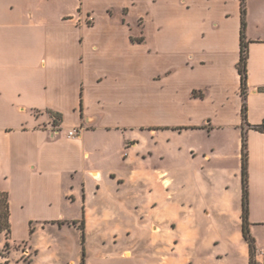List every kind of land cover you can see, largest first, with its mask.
<instances>
[{
	"label": "crops",
	"instance_id": "obj_1",
	"mask_svg": "<svg viewBox=\"0 0 264 264\" xmlns=\"http://www.w3.org/2000/svg\"><path fill=\"white\" fill-rule=\"evenodd\" d=\"M240 30L241 0H0L8 254L73 229L124 241L127 259L146 236L152 264H185L200 220L207 263L249 264L244 135L248 228L264 264V0H245L244 97Z\"/></svg>",
	"mask_w": 264,
	"mask_h": 264
},
{
	"label": "rangeland",
	"instance_id": "obj_2",
	"mask_svg": "<svg viewBox=\"0 0 264 264\" xmlns=\"http://www.w3.org/2000/svg\"><path fill=\"white\" fill-rule=\"evenodd\" d=\"M188 164L182 162V167H186ZM199 225V237L193 241L191 244L184 246V253L189 254V259L185 264H193L197 262L198 264H209L207 263L206 256L210 253L211 247L207 245V236L211 232V224L205 221H197ZM55 237L58 238L59 243L54 244L52 247L48 248H38L39 250L32 249L28 256L19 255H9L6 253V259L10 264H80L82 257V248L84 249V262L85 264H139V263H153L151 257L150 242L146 236H143L142 240L134 247L133 257L125 258L122 257V249L127 246L124 241L113 243L111 240H102L99 237L91 236L88 239L84 238L81 241L80 232L77 230H67V231H52ZM157 231V229H154ZM257 234L261 243H264V227H258ZM10 250V248H9ZM256 254V250H255ZM129 252H126V256ZM227 257L226 260H229ZM1 258V261H4ZM141 260H143L141 262ZM256 260V258H255ZM264 260V257H263ZM262 260V261H263ZM257 261V260H256ZM256 264H262L258 262Z\"/></svg>",
	"mask_w": 264,
	"mask_h": 264
},
{
	"label": "trees",
	"instance_id": "obj_3",
	"mask_svg": "<svg viewBox=\"0 0 264 264\" xmlns=\"http://www.w3.org/2000/svg\"><path fill=\"white\" fill-rule=\"evenodd\" d=\"M241 54L240 59L237 64L238 71L240 73L241 78V94L243 97L245 96L247 89V41L245 40V0H241ZM243 116H245V105H243ZM60 121V116L54 114V123H58ZM241 175H242V236L244 240L248 243L249 246V264H256L255 260V240L249 232L248 228V186H247V149L246 142L243 135L242 138V147H241ZM9 206H8V197L7 193L4 191H0V232H3L6 237V242L3 248L0 250V264H10L6 259V253L9 252ZM82 229V228H81ZM81 241H84V232H81ZM84 249L82 248V257L80 260V264H85L84 262ZM1 258H4V261H1Z\"/></svg>",
	"mask_w": 264,
	"mask_h": 264
},
{
	"label": "built area",
	"instance_id": "obj_4",
	"mask_svg": "<svg viewBox=\"0 0 264 264\" xmlns=\"http://www.w3.org/2000/svg\"><path fill=\"white\" fill-rule=\"evenodd\" d=\"M87 17H88V18H87L86 22H90V21H92L91 16H87ZM258 128L264 131V118H263V120L261 121V123L259 124ZM57 131H58V130H56V129L53 128V131H52V132H57ZM74 133H76V130H70V131L68 132V136H71V135H73ZM261 254H262L263 257H264V249L261 250Z\"/></svg>",
	"mask_w": 264,
	"mask_h": 264
}]
</instances>
